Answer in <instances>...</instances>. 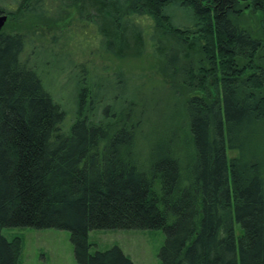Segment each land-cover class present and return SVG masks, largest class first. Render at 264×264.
Here are the masks:
<instances>
[{
  "label": "trees",
  "instance_id": "trees-1",
  "mask_svg": "<svg viewBox=\"0 0 264 264\" xmlns=\"http://www.w3.org/2000/svg\"><path fill=\"white\" fill-rule=\"evenodd\" d=\"M71 7L118 58L145 53L151 18L174 104H122L105 123L90 97L67 130L25 34L0 31V264H18L22 237L3 229L22 226L69 230L84 264H134L117 246L91 254L95 229H164L162 264H264V0H0L21 22Z\"/></svg>",
  "mask_w": 264,
  "mask_h": 264
},
{
  "label": "rangeland",
  "instance_id": "rangeland-1",
  "mask_svg": "<svg viewBox=\"0 0 264 264\" xmlns=\"http://www.w3.org/2000/svg\"><path fill=\"white\" fill-rule=\"evenodd\" d=\"M76 18L77 8L71 7L63 16L55 14L26 22L8 18L1 30L25 34L22 57L37 68L47 90L65 108L67 130L76 116L89 113L90 97L95 107L101 104L102 112L109 108L107 115L97 110L99 117H96L105 123L110 121L109 117L116 116L113 108L120 111L122 104L131 103L137 112L143 105L152 108L153 103L172 109L174 100L170 88L173 84L163 72L162 61L153 55L151 18L139 19L148 39L145 53L125 58L104 51L96 30L78 24ZM173 21L177 25L189 24L182 9H175ZM259 21L258 15L245 16V23L253 33ZM176 86L183 88L178 82ZM82 96L84 101L78 112ZM229 155H236V151H230ZM236 232L241 233L238 224ZM3 234L9 239L22 237L18 264H84L76 257L67 229L7 227ZM88 239L91 254L117 246L134 264H162L167 233L164 229H95L89 232Z\"/></svg>",
  "mask_w": 264,
  "mask_h": 264
},
{
  "label": "water",
  "instance_id": "water-1",
  "mask_svg": "<svg viewBox=\"0 0 264 264\" xmlns=\"http://www.w3.org/2000/svg\"><path fill=\"white\" fill-rule=\"evenodd\" d=\"M7 20H8V14L4 12L0 13V31L4 27Z\"/></svg>",
  "mask_w": 264,
  "mask_h": 264
}]
</instances>
